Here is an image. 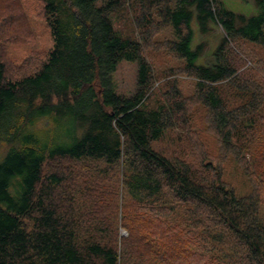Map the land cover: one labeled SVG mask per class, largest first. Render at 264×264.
Masks as SVG:
<instances>
[{"label": "trees", "instance_id": "16d2710c", "mask_svg": "<svg viewBox=\"0 0 264 264\" xmlns=\"http://www.w3.org/2000/svg\"><path fill=\"white\" fill-rule=\"evenodd\" d=\"M17 1H2L0 28ZM39 2L52 45L37 65L18 73L0 39V264H264V56L246 49L264 51V0L250 17L130 0L139 39L115 30L117 0ZM193 19L223 33L203 64ZM163 30L184 77L155 89L147 52ZM121 61L137 66L130 96L116 93ZM169 134L166 155L153 145Z\"/></svg>", "mask_w": 264, "mask_h": 264}, {"label": "rangeland", "instance_id": "374dc122", "mask_svg": "<svg viewBox=\"0 0 264 264\" xmlns=\"http://www.w3.org/2000/svg\"><path fill=\"white\" fill-rule=\"evenodd\" d=\"M0 0V8H3ZM106 1V0H102ZM120 2L118 9L112 13L111 18L115 30H117L123 37L131 39H139V29L134 22L135 10L130 5V0H117ZM223 7L236 14L250 17L256 15L259 11L257 1L259 0H219ZM12 14H9L6 20L8 22H1L0 39L2 35V44L5 53V59L17 69L18 73L30 66L37 65L41 56L51 48L52 42L49 31L46 27L41 15V3L39 0H18L17 3L11 7ZM12 15H14L12 17ZM17 17V19H16ZM13 18V19H12ZM198 22L192 20V29L194 31L193 46L202 44V52L199 63L203 64L211 58V53L219 43L223 33L219 26L208 23L207 31L201 33L198 28ZM171 39V33L168 30L156 34L151 42L153 51L147 52V60L153 66V71L157 79L155 89L164 81L163 78L169 75H179L182 78L184 75L180 74L181 62L172 59L167 55L164 44ZM252 50L259 56H264V51L259 48L246 47ZM136 72L137 66L134 63L121 61L117 64L114 73V82L116 86V93L120 95L130 96L136 89ZM180 78L183 95L190 94V81ZM204 111L198 107L195 108L193 115L194 128L201 129L203 123ZM209 140V147L216 152L217 144L215 141ZM153 147L162 153L169 155L172 153L171 135H167L160 143L154 144ZM224 177L227 183L233 185L238 193H247L248 185L245 184L244 178L233 161H228L224 164Z\"/></svg>", "mask_w": 264, "mask_h": 264}, {"label": "water", "instance_id": "95a60500", "mask_svg": "<svg viewBox=\"0 0 264 264\" xmlns=\"http://www.w3.org/2000/svg\"><path fill=\"white\" fill-rule=\"evenodd\" d=\"M123 234H125V233H123Z\"/></svg>", "mask_w": 264, "mask_h": 264}]
</instances>
